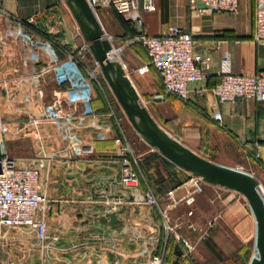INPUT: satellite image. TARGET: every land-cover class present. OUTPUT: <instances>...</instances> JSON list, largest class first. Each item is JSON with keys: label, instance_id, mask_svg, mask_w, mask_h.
I'll list each match as a JSON object with an SVG mask.
<instances>
[{"label": "crops", "instance_id": "0c3cea01", "mask_svg": "<svg viewBox=\"0 0 264 264\" xmlns=\"http://www.w3.org/2000/svg\"><path fill=\"white\" fill-rule=\"evenodd\" d=\"M64 1L67 2L0 0V7L15 19L34 18L33 46L20 36L10 37L7 46H0V72L9 78L7 84L0 85L2 114L14 129L21 128L29 117L43 114L44 105L53 100L56 88L54 82L41 81L44 88L41 95L37 90L39 80L25 74L51 60L64 58L66 49L73 50L84 41L74 14L72 21L63 11ZM154 2L153 11L143 12V25L126 20L112 6L96 9L104 31L115 36L114 43L134 76L143 84L154 83V87L157 86L154 92L164 91L161 77L149 64L143 46L136 41L133 44L128 41L141 30L161 35L176 24L194 35L197 50L212 52L214 70L220 69L225 52L230 53L232 70L236 73L264 70V45L254 39L256 0H240L237 13L204 14L191 10L188 0ZM206 14L211 15L210 19L204 18ZM15 26V20L0 14V39L6 29H14ZM38 29L45 31L51 39H45ZM218 44L221 46L217 47ZM84 65L91 69L96 63L88 57ZM127 65L126 69H129ZM81 73L86 82L90 81L85 72ZM217 81V76H214L191 83V88L203 86L207 90L204 93L192 90L187 101L174 94H165L157 99L163 101L169 111L165 119H176L184 125L179 129L176 125L165 129L190 149L219 164H244L248 168L244 171L252 173L264 186V100L239 98L235 103L218 102L209 91ZM62 89L67 98L66 107L76 105L96 108L100 112L96 117L97 125L87 124L79 129L80 139L92 143L94 153L80 155L69 151V159L61 158L49 172H44L41 179L47 182L52 196L67 199L55 204L48 218V224L51 219L57 223V231L50 232L60 238L64 261H101L106 264H115L122 259L142 261L145 258L137 250L141 240L150 236L159 238L157 248L163 253V264H248L259 255L257 218L247 197L206 178L203 190L195 193L192 201L181 200L170 209L172 225L189 218L198 225H204L216 218L209 237L204 240H200L198 232L186 224L179 226V233L197 244L193 255L184 254V245L177 235L167 232L164 227L162 209L168 203L167 191L186 181L190 172L164 156L140 134L134 141L141 178L137 191L141 196L146 191L152 192L159 199L160 206L135 201L133 194L124 190L125 201L115 206L100 196L94 181L119 173L120 161L116 156L114 136L122 133V129L125 133L126 129L117 123L116 117L109 116V101L100 95L94 82L87 89L92 97L90 102L81 100L84 89L72 87L69 81L63 83ZM214 110L222 113L223 122L214 118ZM47 130L53 133L47 138V145L61 143L56 126H48ZM35 144L33 137L24 132L8 140L9 152L22 159L36 153ZM258 149L261 150L260 158H256ZM102 182L108 185L106 180L102 179ZM115 191L118 193L119 188ZM185 194L184 186L176 191L179 198ZM191 209L194 212L188 216ZM112 212L117 217L114 222L109 216ZM112 243L122 248V255L112 248ZM29 245L30 240L22 234H18L15 240L11 236L0 247V264H9L10 261L41 264L40 250L33 247L29 251ZM91 249L96 253H90Z\"/></svg>", "mask_w": 264, "mask_h": 264}, {"label": "built area", "instance_id": "2783aa9c", "mask_svg": "<svg viewBox=\"0 0 264 264\" xmlns=\"http://www.w3.org/2000/svg\"><path fill=\"white\" fill-rule=\"evenodd\" d=\"M88 3L95 14L98 7L112 6L126 20L135 21L139 25L144 24L143 12L155 9L154 0H88ZM188 3L191 10L201 14L237 13L240 6V0H188ZM0 14L16 21L14 29L5 30L0 39V46H7L9 38L13 36H20L33 46V29L30 27L34 21L33 17L15 19L1 7ZM41 34L45 39H51L46 33ZM103 37L111 43L109 55L120 59L119 50L114 43L115 36L104 31ZM131 38L143 46L148 55L149 64L157 70L162 79L164 91L157 94L156 99L163 98L165 94H174L187 101L192 90L200 93L207 90V87L203 86L191 88V83L217 76L218 81L211 86L209 91L218 102L235 103L239 98L264 100V70L252 73L234 72L229 52L223 55L220 69L214 70L212 52L197 50L194 35L179 25H171L167 32L161 35H151L141 30ZM254 39L264 45V0H256ZM220 46L218 44L217 47ZM65 51L64 58L51 60L25 74L39 80L37 90L41 95L44 93L41 81L51 79L56 84L53 100L44 105L43 114L29 117L21 128L14 129L2 114L0 100V247L11 236L15 240L18 234H22L24 238L30 240L29 251H32L33 247H38L40 250L41 264H106L101 261H64L62 259L63 247L59 244L60 238L49 230L48 218L54 211L55 204H60L67 199L52 196L48 191L47 182L41 180L42 176L45 171L49 172L61 158L69 159V151L80 155L94 153L93 144L80 139L79 129L87 124L97 125L96 117L100 115L96 108H80L76 105L66 107L67 98L62 89L63 83L69 81L72 87L85 90H82L81 100L84 102L92 100L87 89L92 86L95 75L90 68L84 65V60L88 57L98 63L92 53L91 41L84 38V41L75 49ZM120 62L126 69L122 60ZM81 72H85L90 81L86 82ZM95 79L101 85L100 81ZM8 81L9 78L0 72V85L7 84ZM109 106V116L116 117L120 125L121 117L116 114L113 102L109 101ZM213 116L216 120L223 122L222 113L219 110H214ZM48 126L58 128V134L62 138L61 143L47 145V138L53 136V133L47 130ZM23 132L32 136L36 143V153L24 159L12 155L8 148L9 138L19 136ZM121 132L114 136L117 143L116 156L120 161L119 173L95 180V188L99 195L106 197L113 206L125 201L123 190L133 194L135 201L160 206L159 199L152 192L146 191L143 196L138 193L137 188L141 182L137 168L139 156L132 148L123 129ZM260 157L261 150L258 149L256 158ZM102 179L106 180L108 185H103ZM203 184L202 175L190 173L186 181L167 191L168 203L162 209L165 218L164 227L167 232L177 235L184 245V254L187 256L193 255L197 244L187 236L180 234L179 226L182 223L186 224L191 230L198 232L200 240H204L209 237L216 218L208 220L204 225H198L190 218L172 225L169 219L170 209L181 200L192 201L194 194L203 190ZM183 186L186 188V194L179 198L176 191ZM116 188H119L118 193L115 191ZM193 212L191 209L187 215L191 216ZM158 240L159 238L154 236L141 240L137 252L145 258L144 260L131 262L122 259L115 264H163V253L157 248ZM112 248L119 255L123 254L122 248L118 245L112 243ZM90 253L95 254L96 250L91 249ZM9 264L19 263L10 261Z\"/></svg>", "mask_w": 264, "mask_h": 264}, {"label": "water", "instance_id": "95a60500", "mask_svg": "<svg viewBox=\"0 0 264 264\" xmlns=\"http://www.w3.org/2000/svg\"><path fill=\"white\" fill-rule=\"evenodd\" d=\"M67 3L84 37L91 41L92 53L108 84L141 136L188 172L202 175L247 197L257 218L259 247V255L248 264H264V186L260 180L250 172L219 164L200 155L171 135L151 114L130 80L125 78L120 60L109 55L111 43L103 37L104 29L88 0H67ZM210 17V14L204 15V18ZM109 216L112 222L117 220L115 213L112 212Z\"/></svg>", "mask_w": 264, "mask_h": 264}, {"label": "rangeland", "instance_id": "374dc122", "mask_svg": "<svg viewBox=\"0 0 264 264\" xmlns=\"http://www.w3.org/2000/svg\"><path fill=\"white\" fill-rule=\"evenodd\" d=\"M64 9V13H66V16H68L70 18V20H74L73 16H72V12L70 10V6L67 2L64 1V5H63ZM130 42H132V44L135 42L134 39L129 38ZM117 47V46H116ZM118 48V47H117ZM119 50V49H118ZM120 53V50H119ZM113 56V55H112ZM115 58V57H112ZM119 59V58H117ZM120 61L124 60L123 55L120 53ZM125 61V60H124ZM124 64V62H123ZM125 66L127 65L126 61H125ZM127 67L129 68V66L127 65ZM124 69V75L125 78H128L131 82V84L135 87V89L137 90V92L139 93L141 99L143 100L144 104L147 106V108L149 109V111L151 112V114L155 117V119L166 129H169V127H178L177 129L181 128L182 124L180 123V121L176 120V119H165L164 116H166L167 114H169L168 109L165 107V105L163 104L164 102H160L159 100H157L155 98V96L157 94H159L158 91L154 92L155 89L157 88L154 87V83L151 84H143L139 78H136V76H134V72L131 68L129 69ZM91 71L94 73L95 78H97L101 85L98 84L96 82V79H93L94 85L96 86L97 91L100 93V95H102L104 97V99H108V101L113 102L114 104V109L116 111V114H118L119 117H121V121L120 124L122 125V128H124V130L126 131V137L129 140L132 148L134 149L135 147V143L134 141L137 140V136L140 134L139 131L136 129V127L134 126L132 120L129 118V116L127 115V113L125 112V110L123 109L121 103L119 102L118 98L116 97L114 91L112 90V88L110 87V85L108 84L104 73L102 71V68L98 63H96V65H94L91 68ZM49 81L52 82L51 79H49ZM110 109V106H109ZM184 110L182 109V112ZM184 126V125H183ZM182 126V127H183ZM141 135V134H140ZM144 139V138H143ZM145 140V139H144ZM240 165V166H239ZM242 164V163H237L234 165H227L229 167H233L238 169L237 167H241L239 168V170H247L248 168H246V166ZM51 222L49 223V230L50 231H57V223L55 221V219H51Z\"/></svg>", "mask_w": 264, "mask_h": 264}, {"label": "trees", "instance_id": "16d2710c", "mask_svg": "<svg viewBox=\"0 0 264 264\" xmlns=\"http://www.w3.org/2000/svg\"><path fill=\"white\" fill-rule=\"evenodd\" d=\"M30 27L33 29V30H35V28L33 27V24H30ZM37 30V29H36ZM38 31H40L41 33H46L45 31H42V30H40V29H38Z\"/></svg>", "mask_w": 264, "mask_h": 264}]
</instances>
